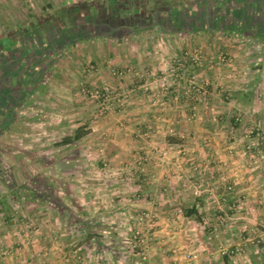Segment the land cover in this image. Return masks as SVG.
Here are the masks:
<instances>
[{
	"label": "crops",
	"instance_id": "1",
	"mask_svg": "<svg viewBox=\"0 0 264 264\" xmlns=\"http://www.w3.org/2000/svg\"><path fill=\"white\" fill-rule=\"evenodd\" d=\"M180 24L186 27L182 21ZM169 34L140 38L129 34L131 38L126 40L115 37L113 50L108 49L111 37H97L102 48L97 54L85 55L87 64L83 62L80 45L72 42L80 51L76 52L72 67L64 65L63 69L59 57L70 51L71 44L49 53L44 51L46 56L39 54L44 50L42 39L40 46L24 48V59L18 63L22 75L18 85L33 86L34 96L46 98L52 106L68 111L54 118L57 123L74 124L72 121L77 117L84 118L90 130L86 135L87 147L91 146L93 152L97 146L98 154L101 151L102 159L108 160L106 164L120 168L137 149L149 148L167 150L168 159L164 164L158 159L145 164L136 179L115 178L107 173L104 178H91L85 174L88 171L82 173L83 178L78 181L81 194L66 197L65 212L57 206L42 212L38 203L41 199L34 200L33 212H10V205L24 198L1 194L0 264H184V252L216 251L224 246L232 249L248 234L249 223L254 220L259 225L258 233L264 235V171L255 188V174L251 173L243 147L225 146L221 138L224 135L217 136V132L206 133L209 146L203 142L204 126L227 121L233 108L226 106L227 102L222 105L212 100L203 105L187 103L183 95L175 99V92L186 88L180 79L170 77L168 63L176 58L169 57L167 51L148 49L154 43L169 42ZM90 38H84L83 42ZM121 42L126 45L121 46ZM143 43L151 45L141 49ZM111 66L126 70L125 75L110 76L107 69ZM11 82L9 87L16 90L13 79ZM83 85H109L119 95L127 93L128 99L123 106L117 102V107H122L117 113L101 116L95 110L97 106H91L81 96ZM145 86L150 87L151 94L146 97ZM239 106L245 108L248 104ZM190 121L202 125L199 128ZM170 127L176 130V136L168 133ZM235 142L242 146L244 136L235 134L232 143ZM103 160H97L91 167L101 171ZM260 163L264 168V160ZM89 165L85 170L90 169ZM197 187L202 190L201 197L193 195ZM222 195L227 197L226 201L220 199ZM230 204H236L237 209H229ZM142 209L150 210L157 219L150 232L149 254L144 263L138 261L132 247L133 223ZM207 234L213 236L211 242L203 237ZM219 263L238 264L230 258ZM258 263L248 256L242 261V264Z\"/></svg>",
	"mask_w": 264,
	"mask_h": 264
},
{
	"label": "rangeland",
	"instance_id": "2",
	"mask_svg": "<svg viewBox=\"0 0 264 264\" xmlns=\"http://www.w3.org/2000/svg\"><path fill=\"white\" fill-rule=\"evenodd\" d=\"M89 1L92 0H0V85H6L3 89L8 87L9 91L7 99H3L6 103L3 105L0 102V195L9 194L12 197L16 195L24 198L20 202L11 204L9 211L33 212L34 200L41 199L38 203L42 206V212H49L56 206L65 212L66 197L81 194V185L78 181L83 178L82 173L88 171L85 174L88 173L91 178L99 176L104 178V174L107 173L108 176L113 175L115 178L136 179L145 164L152 163L156 159L164 164L168 159L167 150L137 149L126 165L114 168L109 163H105L108 160L102 159L101 151H99L101 155L98 154L97 146L95 152H92L91 146L87 147L86 136L73 144L63 145L62 140L65 137L72 136L80 126L88 127V122L84 118L77 117L72 121L74 124L57 123L54 118L64 116L68 114V111L52 106L46 98L39 99L38 95L34 96L33 86L24 85L23 87L17 82L22 76L18 71L21 66L18 63L24 59V48L28 46L30 48L35 43L39 45L43 36H48L49 43H44V50L39 51L40 55L44 51L49 53L73 42L80 45L84 53L83 62L87 64L88 59L85 55H90L91 52L97 54L102 48L97 38L100 33H107L106 36L111 37L109 40L112 45L109 44L108 49L113 50L115 37L121 36L126 40L131 38L127 36L129 34L140 38L150 34L162 36L161 33L169 32L171 36L169 42L154 43L152 47L151 43H143L141 49L149 45V50L167 51L170 52L169 57L176 58L174 62L168 63L170 77L174 80L180 79L186 88L175 92V99L179 100V97L183 95L187 103L194 101L203 105L209 100L216 104L223 103L222 105H225L224 102L229 103L226 106H231L233 111H230L228 120L216 121V123L214 121L205 125L206 130L202 140L209 146L210 138L206 136V133L210 135L211 132L213 134L217 132V136H219L218 133L224 135L221 138L225 146H235L236 149L243 147L242 149L246 152L244 157L248 158L251 173L255 174L253 186H256L257 179H261V171H264L263 164L260 163L264 160V138H262L264 135V0H258L255 4L254 0H230L231 3H228V0H210L213 13L206 16L203 11H199L194 16L189 12L191 9L185 6L184 15L182 14V17L177 15L180 22L182 21L183 24L185 22L186 27L182 30L179 27L167 28L165 24L163 27L158 26L160 19L153 24L151 18H147L152 2L141 6L142 15L135 13L137 15L134 20L129 22L131 25L127 26L125 17H119L118 23L112 25L113 20L109 22V25L103 23L106 19L98 13L97 15L89 13V9L86 8ZM184 1L189 2V0ZM169 20L167 19V22L172 25V20ZM93 21L102 26L99 28L100 31L92 32L88 23ZM204 25L209 28L208 31L192 30L193 26ZM131 26L134 28L130 29ZM178 36L184 39H177ZM87 37H91L90 41L83 42V39ZM82 43L84 45H81ZM78 46L71 44L70 51H66V54L59 57L60 68H64V65L71 66V62H74L77 57L76 52L80 51ZM43 56H46L45 53ZM107 70L112 77L123 76L126 72L124 69L117 70L114 66ZM121 71L122 75L114 74ZM11 79L21 91L13 90L14 87L10 88L11 91L9 90V85L12 84ZM82 87L81 96H84L85 101L91 106H97L95 110L101 116L117 113L123 106L121 104L128 99L127 93L119 95L109 85H91L88 88L108 87L110 91V97L107 100H97L84 94ZM3 89H0L1 95L5 93ZM149 92L150 87L145 86L143 95H151ZM117 102L121 106L117 107ZM243 103L248 106L245 108L239 106ZM190 122L196 123V121ZM195 125L200 128L202 123ZM167 131L171 136L177 135L173 127ZM257 132L261 135H257ZM235 134L244 136L242 146L239 142L232 143ZM227 136L229 138L225 139ZM230 136H233V139H230ZM164 152H166V158L161 160V154ZM97 160H103L105 163L99 172L96 171L98 167L95 169L91 167ZM87 163L90 164L89 170H85ZM197 188L193 190V195L201 197L200 188L201 194L199 196L194 194ZM222 196L227 200L225 195ZM229 209L236 210L237 205L230 204ZM142 212L151 213L148 209H142L139 214ZM151 214L157 223L155 215ZM29 223L31 224L32 221L29 220ZM249 224L251 227L248 234L242 236L244 238L239 240L238 245L233 246L232 249V246H224L216 251L203 249L200 252H184L186 260L184 264H220L219 262L225 258L242 264L247 256L254 261H259L258 264H264V235H261L262 232L258 233L259 225L255 220ZM203 237L206 242H211L213 238L209 234ZM132 238V247L138 255V261L144 263L145 260L143 261L139 254L143 245L138 244L135 247L137 241L133 234ZM151 238L152 236L148 237L146 249ZM0 243H2L1 238ZM0 247H2L1 244ZM3 251L6 253L7 249ZM148 254L147 251V259ZM188 255L197 257L191 261Z\"/></svg>",
	"mask_w": 264,
	"mask_h": 264
},
{
	"label": "trees",
	"instance_id": "3",
	"mask_svg": "<svg viewBox=\"0 0 264 264\" xmlns=\"http://www.w3.org/2000/svg\"><path fill=\"white\" fill-rule=\"evenodd\" d=\"M149 2H152V8L148 11L147 13V18H151V22L153 24L154 21H159V19L161 20L160 23H158V26L160 25L161 27H163V25L165 24V26L168 28H182L184 29L185 27H182L181 24L179 25V20L177 15L180 17H182V14L184 15V8L186 6L187 9H191L189 12L192 15H196L199 11H203V13L206 15H210V13L212 14V10L213 8H211V2L210 0H189L188 1H184V0H92L89 1L86 8L89 9V13H95L101 17H103V19H106L105 22L103 23H108L107 25H109V22L111 20H113L111 23H118V18L119 17H125L126 22L128 24H125L127 26L131 25L129 24V22L131 20H134V17L137 15L135 13H142V8L141 6H145L147 5ZM149 5V4H148ZM180 5V6H179ZM142 15V14H141ZM167 19H171L172 21V25H170L167 22ZM170 21V20H169ZM177 21H179L177 23ZM161 23H163L161 25ZM185 23V22H184ZM89 27L92 28V32H98L100 31L99 28H101L102 26H100L96 21L90 22L88 23ZM117 25V24H116ZM104 26V25H103ZM118 26V25H117ZM119 26H121L119 24ZM106 29L107 26L105 25ZM236 27H238L236 25ZM109 28V27H108ZM134 28V26H131L130 29ZM166 28V29H167ZM63 30V27L61 28V31ZM192 30H197V31H208L209 28L207 26H199V27H194L192 28ZM109 34V33H108ZM103 35H107V33H103V34H98V37L103 36ZM44 43H48V38L47 36H43L42 40ZM8 43V42H7ZM35 46H39L38 43H35ZM34 46V44H32L31 49L32 48H36ZM6 85H0V89ZM5 90V93H0V102L1 104H5L6 102H4L3 99H7V94L9 93L8 91V87L3 89ZM10 90V87H9ZM11 91V90H10ZM1 106V105H0ZM90 132L89 128L87 126H80L78 127L74 134L72 136H67L62 140V144L63 145H70L73 144L75 142L80 141L83 137H85L86 135H88Z\"/></svg>",
	"mask_w": 264,
	"mask_h": 264
},
{
	"label": "built area",
	"instance_id": "4",
	"mask_svg": "<svg viewBox=\"0 0 264 264\" xmlns=\"http://www.w3.org/2000/svg\"><path fill=\"white\" fill-rule=\"evenodd\" d=\"M115 75H122L121 72H114ZM84 94L90 95L92 98L97 100H107L110 97V91L108 87L102 88H83ZM257 135H261V133L257 132ZM264 138V135L262 136ZM166 158V152L161 154V160ZM195 195L199 196L201 191L197 188L194 192ZM223 201H226V198L222 197ZM156 225L154 216L149 212H142L137 216L136 223L133 227V236L136 239L135 247L139 245L142 246V251L139 253L141 255V259L144 261L147 259V249L145 247L148 237L150 236V232L152 228ZM188 258H191V261L196 259V255H188Z\"/></svg>",
	"mask_w": 264,
	"mask_h": 264
}]
</instances>
